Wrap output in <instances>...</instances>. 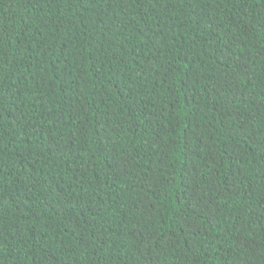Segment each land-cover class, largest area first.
<instances>
[{
    "label": "trees",
    "instance_id": "1",
    "mask_svg": "<svg viewBox=\"0 0 264 264\" xmlns=\"http://www.w3.org/2000/svg\"><path fill=\"white\" fill-rule=\"evenodd\" d=\"M0 264H264V0H0Z\"/></svg>",
    "mask_w": 264,
    "mask_h": 264
}]
</instances>
